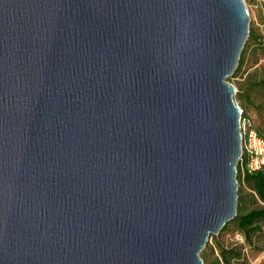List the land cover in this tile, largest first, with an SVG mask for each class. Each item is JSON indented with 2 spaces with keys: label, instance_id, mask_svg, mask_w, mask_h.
I'll return each instance as SVG.
<instances>
[{
  "label": "water",
  "instance_id": "water-1",
  "mask_svg": "<svg viewBox=\"0 0 264 264\" xmlns=\"http://www.w3.org/2000/svg\"><path fill=\"white\" fill-rule=\"evenodd\" d=\"M245 0H0V264H205L237 214Z\"/></svg>",
  "mask_w": 264,
  "mask_h": 264
},
{
  "label": "trees",
  "instance_id": "trees-1",
  "mask_svg": "<svg viewBox=\"0 0 264 264\" xmlns=\"http://www.w3.org/2000/svg\"><path fill=\"white\" fill-rule=\"evenodd\" d=\"M250 29V36L234 73L240 72L249 58H252L254 63L259 61L260 56L264 58V36L258 34L252 27ZM247 85L249 95L245 97V105L253 107L261 122L264 123V73L260 79L251 80ZM257 96L263 97V100L256 102ZM242 110L243 117L249 118L251 127L255 128L258 134L264 138L262 125L256 126L247 110L244 108ZM248 160L249 155L244 150L237 166V178L240 184L237 214L225 224L219 233L213 234L211 237L228 230H234L243 235L250 248L264 250V170L249 171L246 167ZM242 183L251 190L252 199H249L241 189ZM259 202L262 204H257ZM201 255L205 264H252L244 244L228 245L219 238L215 239L213 244L208 243ZM258 264H264V262L261 261Z\"/></svg>",
  "mask_w": 264,
  "mask_h": 264
},
{
  "label": "rangeland",
  "instance_id": "rangeland-1",
  "mask_svg": "<svg viewBox=\"0 0 264 264\" xmlns=\"http://www.w3.org/2000/svg\"><path fill=\"white\" fill-rule=\"evenodd\" d=\"M249 14H250V25L252 29H254L258 34L264 36V0H245ZM264 73V58L260 56V59L257 63L252 61V58L244 64L242 70L238 73H233L229 76V81L232 82L237 88L236 98L238 104L241 109L244 108L247 110L248 115L252 117L256 126L262 125L264 132V123L261 122L259 116L253 107H248L245 105V97L249 95L247 91V84L251 80H258L263 76ZM263 100V97L257 96L256 102ZM240 185V184H239ZM241 189L244 193L251 198L250 192L251 190L244 185L241 184ZM257 204H262L261 202ZM219 238V240L223 241L225 244L231 245L235 243L244 244L247 255L249 256L252 264H258L261 261L264 262V250H258L254 248H250L242 234L234 230H228L227 232L221 233L219 235H215L209 239V244H213L215 239ZM207 243V244H208ZM207 246V245H206ZM206 249V248H205ZM204 249V250H205Z\"/></svg>",
  "mask_w": 264,
  "mask_h": 264
},
{
  "label": "built area",
  "instance_id": "built-area-1",
  "mask_svg": "<svg viewBox=\"0 0 264 264\" xmlns=\"http://www.w3.org/2000/svg\"><path fill=\"white\" fill-rule=\"evenodd\" d=\"M240 113L242 116L243 151L245 150L249 155L246 167L251 172L264 170V138L258 134L255 128L251 127L250 119L243 117L241 108Z\"/></svg>",
  "mask_w": 264,
  "mask_h": 264
}]
</instances>
